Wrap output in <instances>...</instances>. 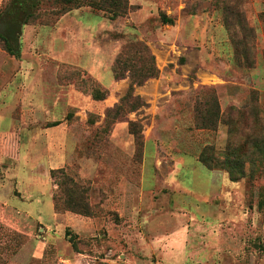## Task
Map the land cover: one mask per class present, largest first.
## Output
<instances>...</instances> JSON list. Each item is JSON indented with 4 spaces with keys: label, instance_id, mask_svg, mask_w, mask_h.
<instances>
[{
    "label": "rangeland",
    "instance_id": "1",
    "mask_svg": "<svg viewBox=\"0 0 264 264\" xmlns=\"http://www.w3.org/2000/svg\"><path fill=\"white\" fill-rule=\"evenodd\" d=\"M23 1L0 0V33L19 35L18 57L0 42V264H264V0H127L117 18L48 0L43 22L21 26L10 10ZM128 42L160 70L135 111L131 79L113 73ZM208 148L236 150L245 177L207 169ZM61 168L92 217L55 212Z\"/></svg>",
    "mask_w": 264,
    "mask_h": 264
},
{
    "label": "trees",
    "instance_id": "2",
    "mask_svg": "<svg viewBox=\"0 0 264 264\" xmlns=\"http://www.w3.org/2000/svg\"><path fill=\"white\" fill-rule=\"evenodd\" d=\"M48 0H26L23 1L18 9H11L13 20H20V25H32L43 22L42 13H39V8L46 3ZM68 4L75 6L76 8L82 6L83 0H64ZM89 4L101 11H108L114 18L124 16L128 10L127 0H87ZM15 7V6H14ZM69 11L72 9H68ZM64 11L63 14L69 12ZM6 13V12H5ZM5 13H0V19H2ZM166 24H173V20L163 17ZM19 35L10 37L6 33H0V42L3 45L4 50L11 56L18 57L17 51L15 50V44L18 41ZM122 38L118 36L119 40ZM248 36L242 32V41L245 44V48H250V44L247 41ZM113 73L116 81L124 80L126 78L131 79L129 88L128 98L125 102L131 104L132 111L137 110L141 105H137L139 98H134L132 93L136 87H141L151 79H156L160 75V70L156 63V57L151 52L150 48L141 42H128L122 49L121 54L117 58ZM95 100H104L106 98L105 93L99 91V89L93 91ZM132 101L135 103H132ZM202 112V109L199 110ZM202 114V113H201ZM121 116V112L117 113V117ZM203 126L209 129H214L217 126L220 116V108L217 102L210 105L205 114H202ZM60 123L56 122L52 127L59 126ZM131 126H134L132 124ZM264 129V128H263ZM136 134H140L136 131ZM18 136V135H17ZM19 139V137H18ZM137 145L139 149L143 147V140L141 136L137 137ZM257 152L264 153V140L256 142ZM234 156L228 155L224 159H221V154L216 152L212 148L205 149L199 156V161L209 170H217L223 168L230 176L233 182L244 178L246 173L243 168L242 158L238 157L236 150L233 152ZM251 162L254 163V161ZM255 164V163H254ZM52 180L58 184L61 194L59 198L55 195L54 197V209L57 214H63L65 212H71L81 217H92L93 211L86 198V189L79 186L73 177H71L66 169H54L51 171ZM73 245L75 242L72 239Z\"/></svg>",
    "mask_w": 264,
    "mask_h": 264
},
{
    "label": "crops",
    "instance_id": "3",
    "mask_svg": "<svg viewBox=\"0 0 264 264\" xmlns=\"http://www.w3.org/2000/svg\"><path fill=\"white\" fill-rule=\"evenodd\" d=\"M62 124H60L59 126H61ZM56 128H58V126H56V127H54V128H52V129H49V130H53V129H56ZM19 144V147L21 148L22 147V144H20V143H18ZM72 146V145H71ZM71 146H68V144H66V146H61L60 147V150H62V151H64V153L66 154V157H67V155H68V153H69V149H71ZM23 148V147H22ZM51 150V148H50V146H49V151ZM1 154H0V156L2 157V159L4 158V155H2V152H0ZM21 155V154H20ZM51 157V156H50ZM52 158V157H51ZM22 159V156H19L17 159H16V162H19L20 160ZM53 159V158H52ZM1 166H3V164L1 165ZM1 169H3V167H1ZM48 175H49V169H48ZM4 174H6V173H4V172H1L0 171V183H6V181H8L7 180V177H5L4 176ZM15 180H17L16 179V177H12L11 179H10V181H12V182H15ZM2 206H4V207H6V204H4V203H2V202H0V208H2ZM5 218V217H4Z\"/></svg>",
    "mask_w": 264,
    "mask_h": 264
}]
</instances>
